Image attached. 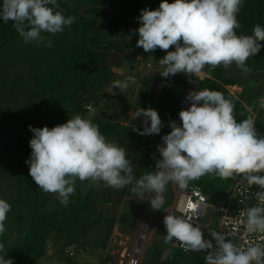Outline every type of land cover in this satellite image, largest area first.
Segmentation results:
<instances>
[{
    "label": "clouds",
    "instance_id": "clouds-1",
    "mask_svg": "<svg viewBox=\"0 0 264 264\" xmlns=\"http://www.w3.org/2000/svg\"><path fill=\"white\" fill-rule=\"evenodd\" d=\"M242 5L243 0H161L157 9L141 10L136 47L145 52L157 48L166 52L159 59L163 68L160 74L165 78L178 73L199 75L206 65L212 70L221 65L227 69L233 63L250 73L246 62L264 47V27L256 24L251 35H237L236 29L241 28L237 16ZM0 20L12 21L25 43L51 47L53 41L42 34L63 32L75 22V17L65 16L57 0H3ZM114 86L123 89L128 84L115 81ZM186 99L190 106L179 111L181 123L170 121L171 131L162 136L163 143L157 146L161 158L153 172L136 179L126 149L109 142L90 117L78 114L51 128L29 125L33 136L29 141L32 151L26 160L28 175L39 189L56 194L65 206L78 179L104 182L117 190L131 185L132 194L150 195L148 202L154 210L164 206L163 194L169 183L184 189L206 175L225 180L239 178L238 182L259 188L257 204L241 212L244 235H256V243L242 248L234 242L233 230L212 232L214 246L193 225L191 215L174 212L163 219L164 243L175 246L174 242H179L185 251H205L206 264H264V134L257 132L253 108L245 105L247 118L238 122L234 101L221 91L205 88L190 92ZM258 103L264 108V96ZM131 116L144 118L141 135L161 132V118L151 107L140 108ZM187 209L195 213L196 205L188 203ZM10 211L11 204L0 199V236L6 231ZM0 252H4L3 243ZM5 254L0 256V264H13L12 259H5Z\"/></svg>",
    "mask_w": 264,
    "mask_h": 264
},
{
    "label": "rangeland",
    "instance_id": "rangeland-1",
    "mask_svg": "<svg viewBox=\"0 0 264 264\" xmlns=\"http://www.w3.org/2000/svg\"><path fill=\"white\" fill-rule=\"evenodd\" d=\"M143 1V9L151 10L157 9L161 3V0ZM2 2L3 0H0V4ZM88 2L89 0H73L72 4L74 7H81ZM168 2L172 3L174 0H168ZM8 23L0 20V29ZM42 35L53 41L51 47H46L44 44L37 45L35 42L25 43L21 38L0 50V199L11 204L10 213L12 209L14 210L5 235L9 241L7 246L9 249L26 239L30 234L29 227L32 221L39 215L55 210L62 213V204L58 196L52 193H47L46 208L37 213L30 214L25 209H21L18 204V184L25 181V178H30L33 182L28 175L29 166L26 164L32 151L28 143L30 139L27 138L31 132L27 134V130L29 125H34V120H38L37 126L42 127L52 118L50 98L57 95V92L69 91L68 84L62 89H55V87L62 85L61 81H65L63 64L65 55L76 49L80 41L74 23L65 27L61 33L55 35L43 33ZM138 38L119 36V39L123 41L125 53L117 55L113 52L112 73L117 81L126 82L128 87L122 89L114 86L113 83L106 94H102L105 90L104 83L112 78V73L102 70L92 77L94 84L92 86H95V90L101 95L92 102V106L90 105L94 110V116L92 115L94 118L107 122H121L123 126L139 130V140L136 143L132 144L125 137H114L109 140L126 149L128 158L133 164L134 173L142 160V151L146 149V135L140 134L145 126L144 118L141 116L133 119L131 116V113L144 108L141 106L142 93L146 90L152 94L157 92L156 98L167 96L173 90L175 93L166 119L162 121L161 132L156 137L150 170L153 172L156 161L161 158L157 146L162 145V136L171 131L169 122L174 120L178 125L181 123L178 113L185 109L186 97L191 89L197 91L196 81L181 84L191 74L178 73L167 78L162 77L160 72L163 68L159 59L163 58L166 52L158 48L154 52H145L142 47H136ZM228 68L229 72L239 69L235 63ZM197 76L203 79L206 74L202 72ZM102 78L106 81L100 82ZM248 88L261 93L260 97L264 96V78L249 85ZM243 91L242 87L235 90L238 96ZM189 106L190 103L187 108ZM253 110H257L256 105ZM88 191H93L89 207L93 214L91 219L100 217L101 221L94 225L93 230L83 240L77 242L84 248L85 254L77 259L70 258L66 253L64 256L60 255L59 247L65 245L70 233L66 230H52V227H49L45 236V255L37 264H73L71 260L78 264H130L135 256L139 264H150V261L158 254H161L160 261H164L163 256L167 251L160 247L159 241L163 233H166L163 224L164 216L171 212L178 202L179 194L176 184L167 185L163 194L165 204L160 210H154L150 223L154 228L143 239L139 253L137 248L151 209L148 202L150 195L138 197L129 193V186L117 190L106 186L104 182L92 183L85 180L81 184V192L85 196ZM42 192L44 191L36 185L31 194L32 201L34 202L35 197H40ZM210 204L214 202L210 201ZM19 210L25 216L18 222ZM126 214L131 218L129 223L112 221L113 218ZM220 218L219 212L215 213L212 207L208 209L205 218L201 220L205 239L213 240L211 233L217 232ZM7 248L4 246V251Z\"/></svg>",
    "mask_w": 264,
    "mask_h": 264
},
{
    "label": "trees",
    "instance_id": "trees-1",
    "mask_svg": "<svg viewBox=\"0 0 264 264\" xmlns=\"http://www.w3.org/2000/svg\"><path fill=\"white\" fill-rule=\"evenodd\" d=\"M143 2V0H89L88 3L81 7H74L72 4L73 0H57L59 10L65 16L75 17L74 24L76 25V33L80 37V41L75 47L76 49L68 52L63 60L65 81H61V83L64 86L67 81L69 91L60 92L50 98L53 116L42 127L47 126L51 128L66 123L68 119L79 114L82 117H90L92 122L99 126L101 133L108 141L114 137H125L132 144L139 140L138 129L123 126L121 122H107L91 117L88 108L101 95L99 91L95 90V86H92L94 85L92 77L102 70L112 73L111 67L114 65V53L111 55L108 67L107 61L109 55L107 51L112 52L115 49V54L117 55L125 52L123 41L119 39V36L138 37L136 29L139 28L140 22L137 18L143 9ZM120 5L122 6L121 9L114 11ZM49 7H52V5H49ZM237 19L241 24V28L236 29L237 35H251L253 26L256 24L264 27V0H243V5L240 8ZM21 38L13 27V22H9L0 29V50ZM261 43L264 44V42ZM246 64L251 69L250 73H244L240 68L237 71L229 72V68L225 69L222 65L212 70L206 65L202 71L206 74L205 78L200 79L197 75H190L181 84H185L188 81H196L198 83L197 90L207 88L221 91L226 98H231L234 101L235 118L239 122L247 118L248 113L245 105L251 106L254 109L255 105L257 106L258 104L261 93L256 90L253 91L248 87L264 78V47L261 48L257 55L250 57ZM102 81L106 80L102 78L100 82ZM230 86L242 87L244 91L239 96L234 95L228 89ZM102 94H106V89ZM142 94L141 106L145 109L151 107L156 110L159 113L161 121L166 119L174 100V90L167 96H160L159 98H156L148 90ZM260 112L261 114H259ZM255 124L257 132L264 134L263 111H258ZM37 125L38 120H34L32 127L36 128L38 127ZM27 132V134L31 132L29 128ZM32 136L33 133L31 132V135L27 138L31 139ZM156 137L157 134L146 135V149L142 151V160L139 162L138 168L134 173L136 179L151 170ZM232 181L233 179L231 178L225 180L206 175L199 180L190 182L188 186L201 187L211 197V201L218 203L221 201L225 189L230 186ZM81 184L82 182L77 179L75 192L70 196L67 206L62 204V213L55 210L39 215L37 219L32 221L29 227L30 234H28L23 242L15 244L10 249L7 248L9 241L5 236V231L0 236V243H3L7 249L4 252H0V256L6 253L5 259H12L13 264H37L39 259L45 255V236L49 227H52V230H66L70 233V237L66 240L65 245L59 247L58 251L62 256L65 255L66 249L70 245L77 244L79 240H83L93 230L94 225L101 221V218L91 219L93 214L90 212L89 207L93 191H88L84 196L81 192ZM35 186L36 184L30 178H25V181H21L17 186L18 204L21 206V209H25L30 214L37 213L46 208L47 193L42 192L40 197L37 196L34 202L32 201L31 194ZM130 187L131 185H129ZM129 193L131 192L129 191ZM20 210L17 214L18 222L22 221L23 216H25ZM12 212H14L13 209ZM11 213L7 214L8 218L5 221L6 230L7 224L11 220ZM112 221L127 224L131 221V218L126 214L113 218ZM164 235L166 233H163L159 245L168 252L167 259L166 261H160L161 254H158L150 261V264H204V258L201 255L194 253L187 254L172 246V243H164ZM71 261L73 264H78L74 260Z\"/></svg>",
    "mask_w": 264,
    "mask_h": 264
},
{
    "label": "built area",
    "instance_id": "built-area-1",
    "mask_svg": "<svg viewBox=\"0 0 264 264\" xmlns=\"http://www.w3.org/2000/svg\"><path fill=\"white\" fill-rule=\"evenodd\" d=\"M230 92L234 95H237L235 90L238 88L235 87H228ZM93 114L94 110L92 107L88 108ZM258 111H263L264 108L259 107V103L257 104V110L254 111L255 118L258 117ZM91 114V115H93ZM239 178L233 179L230 186L225 189L223 197L220 202L210 204L211 197L207 195L201 187L198 186H188L184 189H179L178 194V202L176 204L175 214L177 215H191L192 216V223L194 226H198L202 231V224L201 220L205 218L207 211L210 207H212L216 212H219L221 215L220 224L218 227L217 232L228 233L235 230V235L233 237L234 242L237 243L242 248H246L250 243H256L258 237L256 235H244V225L243 220L244 217L241 216V212L246 209L247 207H251L257 204L256 200V192L259 191L258 186H251L248 187L246 183L238 182ZM192 203L196 205L195 213H192L190 210L187 209V204ZM203 232V231H202ZM204 235V232H203ZM176 248L180 249L184 253L187 254H198L204 258L206 252H191L185 251L183 247H181L179 242H174ZM213 245L215 246V240H212ZM173 246V243H172ZM66 254L70 258L77 259L80 256L85 254V250L83 247L72 244L66 249ZM168 252L164 253L163 260L166 261ZM130 264H139L138 258L135 256L132 258Z\"/></svg>",
    "mask_w": 264,
    "mask_h": 264
},
{
    "label": "water",
    "instance_id": "water-1",
    "mask_svg": "<svg viewBox=\"0 0 264 264\" xmlns=\"http://www.w3.org/2000/svg\"><path fill=\"white\" fill-rule=\"evenodd\" d=\"M121 5H120V7L118 8V9H116V10H114V11H119L120 9H121ZM102 51H104V50H102ZM108 52V55H109V59H108V61H107V66L109 67V62H110V59H111V55H112V53L113 52H116V50L115 49H113L112 50V52H109V51H107ZM118 55H120V53L118 54ZM197 84V86H198V83H196ZM186 103L187 104H185V109H187V106H188V101L186 100ZM91 114H93L92 112H91ZM179 189H180V187H178L177 186V190L179 191ZM153 212H154V209H152V207H151V209H150V212H149V215H148V218H147V221H146V224H145V228H144V230H143V233H142V236H141V241H140V244H139V246H138V250H137V252H139L140 251V249H141V247H142V242H143V239H145V237L153 230V228H154V226H151L150 225V220H151V217H152V215H153ZM171 212H175V209H173Z\"/></svg>",
    "mask_w": 264,
    "mask_h": 264
},
{
    "label": "flooded vegetation",
    "instance_id": "flooded-vegetation-1",
    "mask_svg": "<svg viewBox=\"0 0 264 264\" xmlns=\"http://www.w3.org/2000/svg\"><path fill=\"white\" fill-rule=\"evenodd\" d=\"M123 53H125V52H123ZM120 54H122V53H120ZM115 81H117L116 76H114L112 73V78L104 83V87H105L106 91ZM154 96L157 97V92L154 93Z\"/></svg>",
    "mask_w": 264,
    "mask_h": 264
},
{
    "label": "crops",
    "instance_id": "crops-1",
    "mask_svg": "<svg viewBox=\"0 0 264 264\" xmlns=\"http://www.w3.org/2000/svg\"><path fill=\"white\" fill-rule=\"evenodd\" d=\"M59 83H60V82H59ZM65 85H67V82H65ZM62 87H63V86L59 84L57 87H55V89H57V88H58V89H59V88L62 89ZM231 87L239 88L238 86H231ZM60 91H61V90H60ZM59 93H60V92H57V94H59ZM90 116L93 117L94 114H93V116H92V115H90Z\"/></svg>",
    "mask_w": 264,
    "mask_h": 264
},
{
    "label": "bare ground",
    "instance_id": "bare-ground-1",
    "mask_svg": "<svg viewBox=\"0 0 264 264\" xmlns=\"http://www.w3.org/2000/svg\"><path fill=\"white\" fill-rule=\"evenodd\" d=\"M193 90L191 89V92H192ZM188 101V100H187ZM188 103H190V101H188ZM151 219H152V217H151ZM150 222H151V220H150ZM137 253H139V252H137Z\"/></svg>",
    "mask_w": 264,
    "mask_h": 264
}]
</instances>
